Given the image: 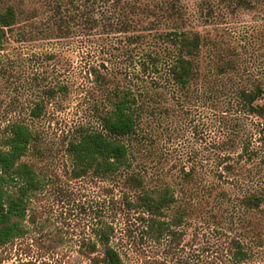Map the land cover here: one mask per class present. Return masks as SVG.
Segmentation results:
<instances>
[{
	"label": "trees",
	"instance_id": "1",
	"mask_svg": "<svg viewBox=\"0 0 264 264\" xmlns=\"http://www.w3.org/2000/svg\"><path fill=\"white\" fill-rule=\"evenodd\" d=\"M49 4V34L64 40L96 36L99 53L109 58L86 73L101 94L96 127L82 128L67 152L73 179L121 175L134 190L127 210L139 214L141 241L156 249L151 261L135 251V264H264V15L255 18L264 14V0L208 1L195 13L180 0ZM241 11L254 13L249 27L220 25V19L233 22ZM19 21L15 8L0 9V51ZM68 91V85L50 88L47 96ZM201 107L221 126L220 136L210 143L208 170L196 160V152L183 162L159 148L164 123L168 127L178 109L189 114ZM43 111L44 103H38L30 116L38 119ZM36 141L24 120L5 129L0 145V248L26 234L31 199L44 189L37 169L25 160ZM142 149L158 158L157 165L171 162L169 172L175 173L162 168L156 173L157 185L145 188L146 178L135 168ZM235 180L244 187L235 206L240 218L227 222L232 229L226 240L218 236L216 242L202 241L195 221L205 217L208 205L225 202L229 194L220 185L234 186ZM114 234L113 225L98 228L91 248L102 255L93 264H128L112 243Z\"/></svg>",
	"mask_w": 264,
	"mask_h": 264
},
{
	"label": "rangeland",
	"instance_id": "2",
	"mask_svg": "<svg viewBox=\"0 0 264 264\" xmlns=\"http://www.w3.org/2000/svg\"><path fill=\"white\" fill-rule=\"evenodd\" d=\"M180 1L195 13L200 4L208 1L222 4L225 0ZM49 2L0 0V9L11 6L20 13L18 25L0 51V145L9 123L27 122L37 141L25 160L35 166L44 180V189L31 199L29 217L24 222L26 234L0 248V264H93L92 259L102 254L99 249L93 254L91 247L98 228L105 225H113L112 243L128 257V264H135L136 253L141 254L143 261H151L156 258V249L147 246L146 240L141 241L139 214L127 210L126 200H134V190L126 185L124 176L101 178L90 174L81 179L71 176L72 160L67 147L82 128L96 127L95 107L101 101L97 86L86 73L90 66L109 58L99 53L101 47L94 42L96 36L79 35L64 40L49 34L52 15ZM256 15L255 18L264 14ZM254 16L241 11L233 22L222 18L219 23L222 26L231 23L242 29L254 23ZM64 85H68V92H56L49 99L50 88L58 90ZM38 103H44V111L35 119L30 113ZM179 110L170 119V127L166 125L168 122L164 123L159 148L183 162L196 152L195 159L202 160L208 170L212 164L207 160L213 155L210 143L221 132L219 119L208 108L201 107L189 114ZM148 152L140 150L135 163L136 172L141 170L146 178L145 188L157 185L156 173L162 168L165 173H175L169 172L171 162L157 165L158 158H150ZM211 177L207 175L206 181L210 182ZM233 185L221 184L229 194L225 202L208 205L203 211L206 218L195 221L202 241L216 242L218 236L226 240L227 231L232 229L227 222L233 217L240 218L235 206L238 207L237 199L244 193V187L236 180Z\"/></svg>",
	"mask_w": 264,
	"mask_h": 264
}]
</instances>
